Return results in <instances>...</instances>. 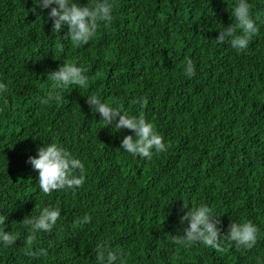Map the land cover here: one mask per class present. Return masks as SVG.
<instances>
[{
	"label": "trees",
	"instance_id": "16d2710c",
	"mask_svg": "<svg viewBox=\"0 0 264 264\" xmlns=\"http://www.w3.org/2000/svg\"><path fill=\"white\" fill-rule=\"evenodd\" d=\"M87 4L88 0H79ZM237 0H113L114 20L87 44L52 32L36 0H0V214L19 234L0 247V264H98L96 245L121 251L126 264H264V0H249L260 31L246 50L217 44L235 23ZM239 31V29H237ZM185 57L193 77L184 75ZM82 65L86 85H72L59 103L42 101L55 85L48 73ZM151 121L167 151L133 157L87 97ZM138 98L146 99L140 103ZM62 143L85 164L75 191L44 193L28 161L38 148ZM187 202V208L184 207ZM206 203L222 232L251 219L260 232L253 249L225 242L177 245L184 213ZM61 217L32 245L22 222L43 207ZM90 214L91 223H82ZM41 248L47 255H37Z\"/></svg>",
	"mask_w": 264,
	"mask_h": 264
},
{
	"label": "clouds",
	"instance_id": "9594fccd",
	"mask_svg": "<svg viewBox=\"0 0 264 264\" xmlns=\"http://www.w3.org/2000/svg\"><path fill=\"white\" fill-rule=\"evenodd\" d=\"M41 9H50L48 20L52 23V32L60 33L64 26L68 27L65 36L70 37L77 44H87L96 35L101 23L105 27L114 20L113 0H88L81 4L79 0H36ZM249 0H237L231 15L235 23L223 27L219 36L214 40L217 44L228 43L237 50H246L250 40L260 31V25L250 13ZM239 29V31H237ZM184 75L193 77L196 66L193 60L185 57ZM47 77L55 87L48 92L42 103H59L63 92L72 85L84 86L88 81L85 68L71 62H65L58 69L52 70ZM8 93L7 84L0 81V97ZM87 97V103L94 113H99L101 120L111 126L114 131L129 129L132 132L123 137L122 150L133 157L152 159L155 153L167 151V144L163 135L156 130L155 125L145 116L133 115L125 112L119 106H113L104 101L98 94ZM134 103H146V99L138 98ZM39 173V187L44 193L58 189L75 191L85 183V164L73 155L59 141H52L38 148L37 156H30L28 161ZM187 208V202L184 205ZM62 209L59 206L43 207L39 215L26 216L22 224L27 229L25 240L32 245L41 232H50L61 217ZM219 216L213 213L206 203H201L184 213L181 224L187 222L183 234L173 236L174 242L183 247L192 244H203L217 250H223L225 242H232L235 246L251 250L257 244L259 226L251 219L235 220L228 225L227 232H222ZM8 217L0 214V247H9L15 244L18 233L5 231ZM93 217L85 214L82 223H91ZM37 255H47V249L41 248ZM96 259L98 264H126L121 251H114L106 246V242L96 245Z\"/></svg>",
	"mask_w": 264,
	"mask_h": 264
}]
</instances>
